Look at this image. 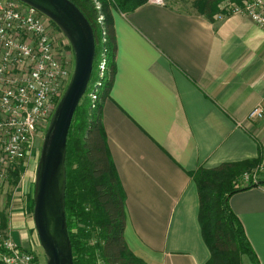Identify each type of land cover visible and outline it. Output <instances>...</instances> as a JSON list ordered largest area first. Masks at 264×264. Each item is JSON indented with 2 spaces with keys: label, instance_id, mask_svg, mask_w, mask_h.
Wrapping results in <instances>:
<instances>
[{
  "label": "crops",
  "instance_id": "0c3cea01",
  "mask_svg": "<svg viewBox=\"0 0 264 264\" xmlns=\"http://www.w3.org/2000/svg\"><path fill=\"white\" fill-rule=\"evenodd\" d=\"M191 5L149 0L113 10L116 45L102 122L125 193V241L147 264H205L211 252L195 172L264 161V117L249 118L264 108V26L245 14L212 21L202 1ZM259 181L235 192L229 206L264 264V170ZM27 223L12 221L11 237L40 260L35 224ZM243 264L254 263L244 256Z\"/></svg>",
  "mask_w": 264,
  "mask_h": 264
},
{
  "label": "trees",
  "instance_id": "16d2710c",
  "mask_svg": "<svg viewBox=\"0 0 264 264\" xmlns=\"http://www.w3.org/2000/svg\"><path fill=\"white\" fill-rule=\"evenodd\" d=\"M72 1L85 13L94 28L97 53L104 27L106 41L102 46L107 47L110 64L116 45L113 10L133 11L149 0ZM199 1L204 4L206 17L212 21L217 14L226 13L221 8L225 1L243 3V0ZM100 16H103L102 23L99 22ZM108 73L99 100L93 104L87 95L83 102L80 101L68 136L66 215L74 264H90L97 260L98 255L103 264H147L130 250L125 241V193L110 156L102 122V100L113 75L110 66ZM259 162L258 159L223 162L212 168L200 167L195 172L200 201L199 221L211 252L205 264H243L244 256L259 264L241 221L229 206L230 197L235 192L256 185L253 182L243 184L238 177ZM18 169L21 170V166ZM3 224L6 225L5 219ZM93 237L97 239L94 244L91 242Z\"/></svg>",
  "mask_w": 264,
  "mask_h": 264
},
{
  "label": "built area",
  "instance_id": "2783aa9c",
  "mask_svg": "<svg viewBox=\"0 0 264 264\" xmlns=\"http://www.w3.org/2000/svg\"><path fill=\"white\" fill-rule=\"evenodd\" d=\"M221 8L226 15L245 14L264 26V0H243L242 4L225 1ZM41 15L48 17L21 0H0V182L6 179L12 164L33 152L35 133L51 120L57 98L65 92L73 70L59 59L51 26ZM102 19L100 16V23ZM105 41L103 27L95 59L96 77L90 81L87 93L93 104L100 98L109 69L107 47L102 46ZM263 117L262 105L249 114L250 119ZM263 170L264 161L242 177L258 183ZM91 242L96 243V237ZM0 264L42 263L32 248L8 236L0 238ZM90 264H103V260L98 255Z\"/></svg>",
  "mask_w": 264,
  "mask_h": 264
},
{
  "label": "water",
  "instance_id": "95a60500",
  "mask_svg": "<svg viewBox=\"0 0 264 264\" xmlns=\"http://www.w3.org/2000/svg\"><path fill=\"white\" fill-rule=\"evenodd\" d=\"M48 16L69 40L75 56L70 82L49 122L36 169L33 217L46 264H74L66 215L67 142L80 101L92 80L94 28L72 0H21Z\"/></svg>",
  "mask_w": 264,
  "mask_h": 264
},
{
  "label": "rangeland",
  "instance_id": "374dc122",
  "mask_svg": "<svg viewBox=\"0 0 264 264\" xmlns=\"http://www.w3.org/2000/svg\"><path fill=\"white\" fill-rule=\"evenodd\" d=\"M179 1H180V4H184V8H189V7H192L191 5L192 2L199 1V0H179ZM187 5H189V7ZM44 18H46V21L51 26L52 33H53V41H54L56 52H57L59 59L62 62L67 63L70 66H73V69H74L75 56H74V51L72 49V46L69 40L66 38L63 32L59 29V27L51 19H49L48 17H44ZM96 69H97V61L95 60L93 64V72H92V78H91L92 80L96 77ZM108 77H109V73L107 74V79ZM70 79L67 82V86L70 82ZM89 90L90 88L87 89V92L84 94L81 102H83L86 99L87 93L89 92ZM62 96L63 95L57 98V104L54 106V112ZM48 125L49 123L45 124L44 126L38 127L35 133V137H34L32 154L31 155L28 154L26 155V157L12 164L9 168V172H8L6 179L1 180L0 182V238L11 236L10 232H11L12 227L10 226V224H12V221L22 220L24 221L26 225H28L27 219H30L31 223L35 224L33 221V209H34V207L32 206L33 199L31 198L29 199V206L31 204L32 208L29 209L30 215H27V213H25L24 211L25 201H26L25 196L27 195L34 196L36 169H37V164H38L39 157L41 154L43 139L45 137ZM259 163L244 170L239 175L238 181L243 184L252 183V181L249 182L245 180L242 176L245 172H252ZM20 166H21V170L18 169ZM15 171L16 173L18 172V174L16 173L14 174ZM258 181H259V176H258ZM4 219H5L6 225L3 224ZM34 228L36 230V227ZM35 232H36L35 234L38 237L37 230ZM37 241L38 243L40 242L39 240ZM39 251L41 253V256H40L41 263L46 264L45 253L41 245H40Z\"/></svg>",
  "mask_w": 264,
  "mask_h": 264
}]
</instances>
